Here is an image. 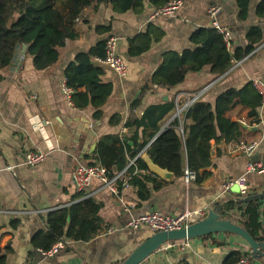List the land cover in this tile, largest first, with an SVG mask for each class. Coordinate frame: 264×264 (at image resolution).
<instances>
[{
  "label": "crops",
  "instance_id": "1",
  "mask_svg": "<svg viewBox=\"0 0 264 264\" xmlns=\"http://www.w3.org/2000/svg\"><path fill=\"white\" fill-rule=\"evenodd\" d=\"M258 1H252L246 21L238 19L236 0H183L175 15L155 18H151L156 8L150 0L145 1L141 13L132 10L116 13L108 5H93L85 9L79 20V38L68 41L61 49L59 61L43 70L35 68L33 58L26 53L27 45L25 48L23 44L20 46L13 64L0 70L3 76L0 80V247L10 244L13 249L5 264H119L152 234L148 228H126L134 216L153 210L174 214L203 210L205 216L218 201L223 203L264 193V173H246L250 160L264 161V106L259 107V119L255 122L248 116L249 107L238 104L228 114L242 123L243 136L236 141L213 145V163L205 169L201 183L194 180L187 184L182 176L165 179L156 174L157 179L166 184L157 190L151 184V196L141 201L137 188L132 185L123 186L116 195L99 180H94L87 193L103 202L100 214L105 221L104 230L94 237L88 235L84 241L70 240L68 246L51 257L44 256L31 245L32 236L45 228L43 216L49 210L78 199L79 191L72 180V171L77 165L90 161L89 157L104 134L127 133L129 128L125 123L128 118L142 114L152 104L174 99L181 107L198 95L197 98L215 103L218 95L230 87L241 88L253 78L264 81L263 40L242 60L235 61L224 75L213 78L209 67H205L199 72H190L173 88L153 85L144 93L141 104L131 108L162 62L164 53L192 47L191 34L199 27L210 26L208 10L212 5L221 7L218 20L232 31L231 49H245V35L252 25L259 24L264 33V19L260 20L255 13ZM109 23L112 24L110 32L96 30L98 25ZM150 24L162 29L164 36L147 52L130 57L129 40L146 31ZM111 35L117 37L119 52L127 60L128 72L121 78L105 66L102 78L112 82L114 89L104 106L103 117L95 119L92 107H75L71 96L63 92L64 70L78 52L89 50ZM115 114L122 117L119 124L110 123ZM34 116H39V120L30 123ZM173 118L174 112L169 113L162 127ZM251 142H258V146L247 155L242 143ZM36 149L47 151L46 159L36 166L23 164L25 154ZM143 151L137 154L142 156ZM234 185L243 192H233ZM261 200L264 203V198ZM239 216L236 210L233 212L235 220L232 219L236 221ZM13 220H19L15 228L11 226ZM183 241H188L189 246H184ZM236 249L252 256L251 248L240 236L217 233L170 243L140 264H219ZM255 260L264 264V257Z\"/></svg>",
  "mask_w": 264,
  "mask_h": 264
},
{
  "label": "trees",
  "instance_id": "2",
  "mask_svg": "<svg viewBox=\"0 0 264 264\" xmlns=\"http://www.w3.org/2000/svg\"><path fill=\"white\" fill-rule=\"evenodd\" d=\"M145 1L0 0V70L13 64L19 50L18 45L22 44L27 45L26 53L33 58L35 68L47 69L59 61L61 49L68 41L79 38L78 23L86 8L104 4L116 13L129 10L141 13L145 9ZM169 1L150 0V3L157 9ZM252 1L236 0L239 20L248 19ZM255 13L260 20L264 19V0L258 1ZM96 30L99 33H108L112 30V24L98 25ZM163 36L162 29L150 24L146 31L129 40V56L142 55ZM245 36V49H231L217 28L211 25L199 27L190 36L192 47L164 53L162 62L132 102L131 108H137L141 104L144 93L153 85L173 88L182 83L190 72H199L205 67H209L213 78L224 75L235 61L242 60L264 40L259 24L252 25ZM106 39L99 40L89 50L78 52L64 70L66 84L72 88L71 101L74 106L92 107L95 119L103 117L104 106L114 89L112 82L103 80L105 66L97 60L105 57ZM1 79L3 76L0 74ZM238 104L248 106V116L253 121H258L262 96L252 81L241 88L230 87L224 90L215 103L196 99L181 117H174L165 127H162V122L169 113H175L178 102L171 99L152 104L142 114H133L128 118L125 123L129 128L127 133L104 134L87 164H101L113 176L126 168L130 160L137 156L134 146L141 140L143 148L155 164L169 170L175 177H183L185 169L188 168L196 173L195 181L201 183L205 178V169L213 163V145L236 141L243 136L242 123L228 114ZM121 118L120 114H115L110 118V123L119 124ZM127 170L131 175L129 182L137 188L141 201L151 196V184L155 190L166 184L165 181L157 179V175L149 169L142 156H138ZM142 170L149 172L143 174ZM123 181V178L117 181L120 190L123 189ZM85 194L84 191L78 192L77 200L49 210L43 216L45 228L37 231L31 238L34 249L48 250L63 239L84 241L88 235L94 237L104 230L105 221L100 214L103 202L93 195ZM263 206L261 199L248 202L227 200L223 215L225 218H232L231 211H239L237 223L256 240L264 241ZM233 219L235 220L234 217ZM17 224L19 220H13L11 226L15 228ZM12 250L10 244L0 247V264L6 263ZM244 256L250 254L239 249L232 250L221 264H237Z\"/></svg>",
  "mask_w": 264,
  "mask_h": 264
},
{
  "label": "built area",
  "instance_id": "3",
  "mask_svg": "<svg viewBox=\"0 0 264 264\" xmlns=\"http://www.w3.org/2000/svg\"><path fill=\"white\" fill-rule=\"evenodd\" d=\"M183 5V0H170L164 6L155 9L151 18H155L158 16H173L177 13V11ZM221 10V7L218 5H212L209 10V17L211 19L210 25L217 28L219 32L223 34L224 40L229 48H231L232 42V31L231 29L223 25L218 20V15ZM99 63L110 68L117 76L123 78L127 75L128 72V64L125 57L119 52L117 37L111 35L106 39V49H105V57L97 59ZM254 87L258 91V93L262 96V105L264 106V81L260 78H253L252 80ZM62 90L68 96H71L72 88L67 86L66 79L62 84ZM196 96L192 100H188L181 107L177 105L176 111L174 113V117H181L186 109L196 100L198 99ZM36 119L39 120V116H34L30 119V123H35ZM258 146V142L251 143H242V148L247 155H251ZM47 151L36 149L28 151L24 156L23 164L27 166H36L43 162L47 157ZM140 156H137L134 159L130 160L129 165L123 170L117 172L113 176H110L108 169L101 164H87L81 163L75 167L72 171V180L76 189L80 191L86 192V196H89L87 193V189L91 186L94 180H99L104 186L108 187L110 191L114 194L118 195L120 193V189L118 187L117 181L119 179H126L123 181V186L131 185L129 182L130 176L128 174L127 168L134 164L135 159ZM9 169H13V166H8ZM137 171V169L135 170ZM251 172H263L264 173V161L261 160H250L246 166V173ZM196 178V173L188 168L184 171L183 179L189 184L194 181ZM241 192H243L241 190ZM231 211V214L233 215ZM204 215L203 210H185L179 213H167L160 210H153L149 212L142 213L138 216L132 217L127 224L126 228L138 230L140 228H148L151 233L159 232V231H169L174 229L184 228L196 220L202 218ZM69 239H63L56 242L50 249L48 250H40V252L46 256L51 257L58 253L62 248H65L70 244ZM184 246H189L188 241H183ZM180 264H192L190 262H183ZM221 264V263H219ZM237 264H259L256 260L252 259L251 256L242 257Z\"/></svg>",
  "mask_w": 264,
  "mask_h": 264
},
{
  "label": "water",
  "instance_id": "4",
  "mask_svg": "<svg viewBox=\"0 0 264 264\" xmlns=\"http://www.w3.org/2000/svg\"><path fill=\"white\" fill-rule=\"evenodd\" d=\"M23 46L25 48L26 44H23ZM19 47L20 45H18V49ZM143 150H145V148H143L141 143H138L137 146L134 147L136 153H141ZM142 158L147 163L149 169L155 174L160 175L165 179H170L173 176L172 172L155 164L146 152L143 153ZM232 191L237 194L241 192L237 185L232 187ZM263 198L264 193H261L237 197L231 200L248 202ZM225 202H216L213 207L208 209L205 216L184 228L152 233L139 243L119 264H140L149 255L170 243L178 240L200 238L217 233H231L240 236L251 248V254L255 259L264 257V241L256 240L242 225L234 221L232 218L224 217L223 207Z\"/></svg>",
  "mask_w": 264,
  "mask_h": 264
}]
</instances>
